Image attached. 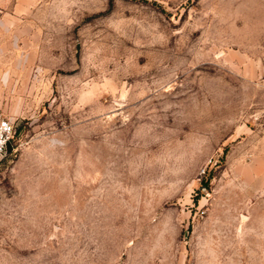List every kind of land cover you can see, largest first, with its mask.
<instances>
[{
	"label": "rangeland",
	"instance_id": "1",
	"mask_svg": "<svg viewBox=\"0 0 264 264\" xmlns=\"http://www.w3.org/2000/svg\"><path fill=\"white\" fill-rule=\"evenodd\" d=\"M0 113V264H264V0H0Z\"/></svg>",
	"mask_w": 264,
	"mask_h": 264
},
{
	"label": "crops",
	"instance_id": "2",
	"mask_svg": "<svg viewBox=\"0 0 264 264\" xmlns=\"http://www.w3.org/2000/svg\"><path fill=\"white\" fill-rule=\"evenodd\" d=\"M249 132V133H248ZM240 136L229 154V170L234 176H243L246 182L264 185V127L259 132H236Z\"/></svg>",
	"mask_w": 264,
	"mask_h": 264
},
{
	"label": "built area",
	"instance_id": "3",
	"mask_svg": "<svg viewBox=\"0 0 264 264\" xmlns=\"http://www.w3.org/2000/svg\"><path fill=\"white\" fill-rule=\"evenodd\" d=\"M15 135L14 124L0 113V161L6 156L7 145H12Z\"/></svg>",
	"mask_w": 264,
	"mask_h": 264
},
{
	"label": "water",
	"instance_id": "4",
	"mask_svg": "<svg viewBox=\"0 0 264 264\" xmlns=\"http://www.w3.org/2000/svg\"><path fill=\"white\" fill-rule=\"evenodd\" d=\"M12 151V146L10 145V143L7 145V153L6 155H8L10 152Z\"/></svg>",
	"mask_w": 264,
	"mask_h": 264
}]
</instances>
